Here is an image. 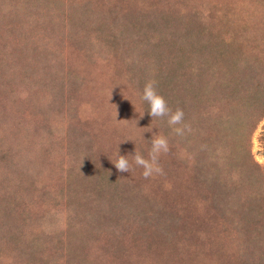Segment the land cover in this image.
<instances>
[{"label":"rangeland","instance_id":"rangeland-1","mask_svg":"<svg viewBox=\"0 0 264 264\" xmlns=\"http://www.w3.org/2000/svg\"><path fill=\"white\" fill-rule=\"evenodd\" d=\"M255 226L264 0H0V264H264Z\"/></svg>","mask_w":264,"mask_h":264},{"label":"clouds","instance_id":"clouds-1","mask_svg":"<svg viewBox=\"0 0 264 264\" xmlns=\"http://www.w3.org/2000/svg\"><path fill=\"white\" fill-rule=\"evenodd\" d=\"M142 100L148 104V114L153 117H168L169 126H176L181 124L184 113L182 110L177 109L174 113L171 112L167 101L160 95L154 86V82L149 81L144 85ZM175 132L178 135H182L184 129L181 127H174ZM168 141L163 136H157L152 139L151 148V161L146 160L141 154L136 153L134 155V161L137 166L144 169L143 175L148 178L153 172H159L157 167V157L161 152H167ZM117 170L120 172H129V161L126 156L119 155L117 161L114 163Z\"/></svg>","mask_w":264,"mask_h":264},{"label":"trees","instance_id":"trees-1","mask_svg":"<svg viewBox=\"0 0 264 264\" xmlns=\"http://www.w3.org/2000/svg\"><path fill=\"white\" fill-rule=\"evenodd\" d=\"M238 65H240L239 63H238ZM237 64H235V66H238ZM235 72H236V69H235ZM241 76V79H245V71H244V69L242 68V72H241V74H240ZM234 77L236 78V80H240L239 79V77H236V75H234ZM238 84V83H237ZM238 90V89H237ZM236 89H235V93H236V96H238V95H240L239 94V92L237 91ZM254 164H253V161L252 162H250V165H248V167H249V169L251 168L253 171H256V167H255V165L253 166ZM251 169L249 170L250 171V174H251ZM252 175H247L246 177H244V180H245V182L248 180V178H250ZM242 181H243V179H241L240 180V182L242 183ZM241 188V185L239 186V189ZM259 213H261V212H258L257 214H259ZM250 215H251V217L253 218L254 217V215L252 214V213H250ZM257 221L255 220V223H256ZM253 223V222H252ZM259 223V222H258ZM256 228H258V229H256V228H254L255 230H256V234L258 235V236H256V237H254V239L255 240H259L261 237H263L264 236V226H262V227H257V226H255ZM254 230V231H255ZM254 245H255V243H254Z\"/></svg>","mask_w":264,"mask_h":264}]
</instances>
